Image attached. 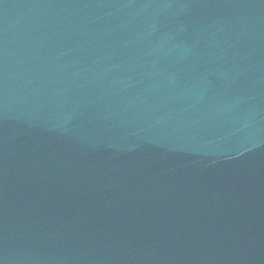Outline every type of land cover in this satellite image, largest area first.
I'll return each instance as SVG.
<instances>
[{"label": "water", "instance_id": "water-1", "mask_svg": "<svg viewBox=\"0 0 264 264\" xmlns=\"http://www.w3.org/2000/svg\"><path fill=\"white\" fill-rule=\"evenodd\" d=\"M0 264H264V0H0Z\"/></svg>", "mask_w": 264, "mask_h": 264}]
</instances>
